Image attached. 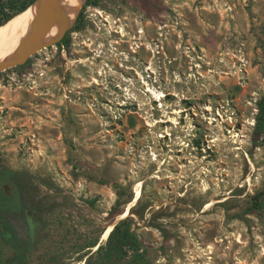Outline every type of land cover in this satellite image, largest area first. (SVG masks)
<instances>
[{"label":"rangeland","instance_id":"1","mask_svg":"<svg viewBox=\"0 0 264 264\" xmlns=\"http://www.w3.org/2000/svg\"><path fill=\"white\" fill-rule=\"evenodd\" d=\"M82 16L0 73V173L19 198L0 201L27 264H264V0H98ZM8 239L0 226L5 264Z\"/></svg>","mask_w":264,"mask_h":264},{"label":"water","instance_id":"2","mask_svg":"<svg viewBox=\"0 0 264 264\" xmlns=\"http://www.w3.org/2000/svg\"><path fill=\"white\" fill-rule=\"evenodd\" d=\"M32 4H35L32 24L14 50L6 58L0 60V73L23 65L39 51L59 42L78 15L77 13L74 20L70 21L61 0H36ZM54 27H56V33L51 35Z\"/></svg>","mask_w":264,"mask_h":264},{"label":"trees","instance_id":"3","mask_svg":"<svg viewBox=\"0 0 264 264\" xmlns=\"http://www.w3.org/2000/svg\"><path fill=\"white\" fill-rule=\"evenodd\" d=\"M85 4L82 7L81 12L78 14V16L75 19V24L76 25H81L83 21V16H82V11L86 5L92 4V5H97L98 0H85ZM13 0H10L7 2L8 7L12 10L10 13H6L3 17L4 20H0V25L4 22L7 21L14 16V14L24 11L29 5H31L34 0H25L22 1L18 5H11ZM67 42L68 38L64 36L62 40L59 41L61 42ZM27 62H25L24 65H26ZM257 109L258 112L255 116V132L257 134L264 133V95L259 99L257 102ZM3 176V174H1ZM122 192H118L117 196V202L119 201L121 197ZM0 196H3V193L0 192ZM4 197H9L4 194ZM264 197V190L257 192L254 196V205L260 207L261 206V200ZM12 198V197H10ZM19 200V198H17ZM19 204V201H17ZM16 211L13 210V206L11 204L5 203L4 201H0V226L6 233L9 235V239L7 240L8 245L13 249L14 253L13 256L8 260L7 264H27V257H28V252H29V247H30V236L26 235L24 233H21L20 230L18 229L17 224L12 222V218L16 217ZM120 223H118L115 228L112 230L109 239L112 238L116 230L119 228ZM101 246L97 250H99ZM0 264H5L2 258V253L0 249ZM89 264V263H87ZM96 264H102V263H96Z\"/></svg>","mask_w":264,"mask_h":264},{"label":"bare ground","instance_id":"4","mask_svg":"<svg viewBox=\"0 0 264 264\" xmlns=\"http://www.w3.org/2000/svg\"><path fill=\"white\" fill-rule=\"evenodd\" d=\"M83 2L84 0H61L64 11L70 18V21L74 20ZM34 12L35 4L29 5L24 11L16 13L14 16L0 25V60L6 58L24 38L30 25L32 24ZM55 33L56 27L53 28L51 35H54ZM151 94L156 99H160L162 96V94H159L158 92L156 93L154 91H151ZM141 185V181L135 185L133 199L127 203L123 212L119 214L117 218L109 225H107L101 234L102 240L108 237L114 225L120 221L121 218H124L128 215L130 208L133 206V204H135V201H137L138 196L141 194ZM210 204L211 203H208L207 206ZM96 247L97 246H94V248Z\"/></svg>","mask_w":264,"mask_h":264},{"label":"built area","instance_id":"5","mask_svg":"<svg viewBox=\"0 0 264 264\" xmlns=\"http://www.w3.org/2000/svg\"><path fill=\"white\" fill-rule=\"evenodd\" d=\"M45 72L46 71L43 69V67L39 65L38 62H35V63L33 62L30 68H26L22 72V81H23L22 83L24 84V87L28 91L32 90L33 92H36L38 89H40V86L34 85L36 84L35 83L36 79L34 78L35 77L36 78L38 77L40 79L44 78L46 76Z\"/></svg>","mask_w":264,"mask_h":264},{"label":"flooded vegetation","instance_id":"6","mask_svg":"<svg viewBox=\"0 0 264 264\" xmlns=\"http://www.w3.org/2000/svg\"><path fill=\"white\" fill-rule=\"evenodd\" d=\"M13 187L12 181L6 176H1L0 173V192L6 196L18 198V194L14 191Z\"/></svg>","mask_w":264,"mask_h":264}]
</instances>
